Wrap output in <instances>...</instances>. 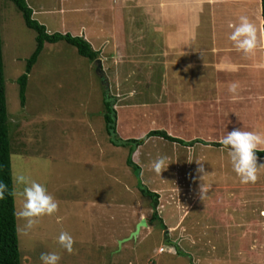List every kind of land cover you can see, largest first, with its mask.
<instances>
[{
  "label": "rangeland",
  "instance_id": "obj_1",
  "mask_svg": "<svg viewBox=\"0 0 264 264\" xmlns=\"http://www.w3.org/2000/svg\"><path fill=\"white\" fill-rule=\"evenodd\" d=\"M74 1L38 0L47 11L39 18L53 32L78 35L80 28L92 24L86 23L87 16L90 20L101 10L98 4ZM186 6L185 2L177 5L172 24H188L196 30L192 42L204 60L199 91L179 80L165 82L163 37L149 32V25H158L149 22L146 14L135 13L138 19L132 20L133 5H124L123 20L111 22L108 15L100 22L113 39L108 51L100 50L105 79L97 72L98 63L82 56L75 46L47 42L29 75L22 105L18 79L37 46V32L27 26L12 0H0L22 264H41L40 255L46 252L59 254L60 264H264V168L256 182L244 184L223 147L150 138L135 152L134 160L141 166L142 183L160 195L158 213L164 229L153 219L152 199L141 192L137 174L127 164L129 148L113 145L106 129L105 99L113 95L117 132L125 139L141 138L155 129L186 141L207 142L220 141L235 128L264 132V109L259 108L263 98L244 100L247 83L254 92L263 93L259 86L255 88L254 78L261 73L254 65L261 62L263 52L245 55L228 39L229 24L241 15L262 36L261 1L201 0L188 16L180 12ZM138 7L136 11L142 12L144 7ZM153 38L159 39L157 44L149 42ZM214 46L218 51H213ZM117 50L121 58L113 57ZM224 53L233 56L234 64L247 62L252 69L217 71L215 58ZM178 56L173 52L166 59L178 65ZM215 78L219 88L212 84ZM232 82L241 86L234 100L228 98ZM210 88L224 95L220 114L212 108ZM160 155H167L172 163L162 176L151 170V162ZM188 157L203 162L208 173L204 199L199 166L188 163ZM258 164L264 161L258 158ZM19 174L45 184L59 203L55 215L42 217L31 230L18 215L24 204L23 185L15 181ZM143 218L149 226L142 227L137 238L124 241ZM62 231L76 241L72 253L58 243Z\"/></svg>",
  "mask_w": 264,
  "mask_h": 264
},
{
  "label": "trees",
  "instance_id": "obj_2",
  "mask_svg": "<svg viewBox=\"0 0 264 264\" xmlns=\"http://www.w3.org/2000/svg\"><path fill=\"white\" fill-rule=\"evenodd\" d=\"M22 12L27 26L37 32V46L27 61L26 72L22 74L18 82L20 84V98L22 105L26 103V91L28 86L29 75L37 63L42 51L47 42L56 43L66 41L75 46L79 53L96 61L100 54V50H96L91 42L84 36L73 35L71 33H50L46 25L34 18V11L28 4L27 0H12ZM262 17L264 20V0H262ZM264 31V24H263ZM116 96L107 95L105 99L106 112L104 114L106 129L110 136V142L118 147H128L129 154L127 164L132 167L137 174L139 188L141 192L152 199L153 219L159 220L160 226L166 229V224L158 213L160 195L147 188L141 179V166L134 160V154L138 148L144 145L152 137H160L167 141L179 143L185 146H193L196 143L202 142L210 145L222 147L219 141L207 142L202 139L186 141L179 137L170 135L165 130H151L141 138H122L117 132V111L113 99ZM12 138L9 122V112L7 107L6 96V79L3 59V40L1 36V17H0V184L6 186L3 197L0 198V264H22V257L19 245V233L17 222V210L15 201V189L12 169ZM258 157H264V152H258ZM183 254L181 250L178 251Z\"/></svg>",
  "mask_w": 264,
  "mask_h": 264
},
{
  "label": "crops",
  "instance_id": "obj_3",
  "mask_svg": "<svg viewBox=\"0 0 264 264\" xmlns=\"http://www.w3.org/2000/svg\"><path fill=\"white\" fill-rule=\"evenodd\" d=\"M66 1H70V0H64V2ZM76 1L77 0H75L74 3ZM260 1H261L260 12H261V19H262V33L261 34L262 36H264V31H263L264 20L262 17V0ZM27 2L34 11V18H36L42 24L46 25L45 24L46 20L39 18V15L42 16L46 14L47 11L44 10L43 8L42 9L40 8L39 4H37L38 0H27ZM183 2L187 3V6L186 8H182L180 12L181 13L184 12L185 16H188L189 14H191L192 11H195L197 9L196 5L199 2L201 3V0H180V1L179 0H99V1L84 0V2H82L83 4H87V5L98 4L99 5L98 7L100 8L101 11H100V14L97 13V16L93 17L90 15L91 17L90 20L87 14L85 13V15L88 18V21L86 23L89 25L91 24L90 22H92V24L89 27L80 28V32L78 35L80 36L82 35L87 40H89L96 50H101L103 49V47H106L107 48L106 51H108L109 48L113 45L112 44L113 39L111 38L112 33H109L107 28L105 29V25L101 24L100 22L103 19H107L108 15H109L108 20L111 22H116L118 19L123 20L124 19V5H133V7L130 9L131 11L129 10V12L133 14L132 20L138 19V16L135 13H139V15H142V16L146 14V19L149 22L152 21L158 25L155 27L157 29H155L154 27H150L151 25H149V32L152 31L153 32L152 35L154 37H163V40L161 41V43H163L161 51H163L164 57H165L164 64H163V68L165 69V71L163 72L165 82L167 83L176 82L179 80V83H181L182 85L184 83L186 86L190 87V89L194 88L197 91H199L200 87H197V86L202 85L204 75L201 73V70L202 68H204V60L200 55L201 50L196 49L198 48L197 45H194L192 42L196 38V30L194 28H190L188 24L185 27H182V26L178 27L172 24L173 17L176 14L175 13L176 7L177 5H179V3L182 4ZM110 5L111 7H109ZM138 6L144 7L142 12L136 11L139 8ZM108 7L112 14H110L109 11H107ZM80 11L82 12V10ZM92 18L95 19L96 21L93 22ZM107 22L108 21H106V23ZM46 27L50 33H55L47 25ZM158 41L159 39L157 38H153L149 40L151 44H157ZM212 48H213V51H218V48H215V46ZM256 50H261L263 52V57L261 58V62L254 65L255 69L256 70L260 69V72H261L259 73V75L254 76V78L257 81L255 83V88L256 86H259L260 89L263 90V93L254 92L252 84L247 83V95H246V98L244 99L247 102L259 101L261 100V98H263L262 100H264V86H263L264 85V40H261V45ZM173 52L179 53V56L177 58L178 60H175L177 61L178 65H174L172 63L173 62L172 60L166 59V57H168L169 54ZM186 55H189L190 57L187 58L185 57ZM113 57L121 58L122 55H119V51L117 50L115 51V54H113ZM224 64L225 66L222 67ZM207 65H213V64L207 63ZM214 65H216L215 67L217 71L218 70L226 71L229 74L233 72H238L237 70L243 67L248 68L249 71L252 69L250 68L251 64L247 62L241 63L237 61L234 64L233 56H231L229 53H224L222 57L219 56V58H215ZM231 66H235L234 70ZM177 67H178V70L176 69ZM246 76L248 77V75ZM207 79H208V83L212 82L211 78H210L211 80L209 78ZM214 80H216V78ZM214 83H215V87L219 88L220 85L217 84L218 81L216 80L212 84ZM210 91H211L210 93H211V100H212V108L214 110L218 109L219 114H220L221 113L220 111L223 108L221 103L224 100L223 98L224 95L222 93L219 94V92L217 91H213V88L212 89L210 88ZM228 98L234 100L233 96L231 95H229ZM259 103H260L259 108L264 109V105H262L261 102ZM258 158L264 161V157H258Z\"/></svg>",
  "mask_w": 264,
  "mask_h": 264
},
{
  "label": "clouds",
  "instance_id": "obj_4",
  "mask_svg": "<svg viewBox=\"0 0 264 264\" xmlns=\"http://www.w3.org/2000/svg\"><path fill=\"white\" fill-rule=\"evenodd\" d=\"M232 29L228 39L237 52L245 55H253L261 45L264 36H258L257 26L246 16L241 15L238 22L230 23ZM234 70L235 66H231ZM239 82H232L228 86V91L233 99L237 98L240 90ZM219 143L227 150L233 171L240 178L241 183H254L259 178V170L264 168V164H258V152H264V132L246 131L242 128H235L228 131L220 138ZM188 163L195 162L199 167L197 172L201 173L198 178L202 181L200 184V196L204 199L207 186L205 178L208 173L205 171L204 163L199 159L187 158ZM170 158L167 155H160L151 162V170L162 176V173L169 167ZM19 185H23L21 192L24 198L22 210L18 215L26 222V230L33 229L44 216H53L59 211V203L56 197L49 191L47 186L30 177L19 174L15 177ZM6 186L0 184V198L3 197ZM59 245L72 253L76 243L74 237L67 231L60 232L58 236ZM41 264H60L61 256L55 252L41 253Z\"/></svg>",
  "mask_w": 264,
  "mask_h": 264
},
{
  "label": "water",
  "instance_id": "obj_5",
  "mask_svg": "<svg viewBox=\"0 0 264 264\" xmlns=\"http://www.w3.org/2000/svg\"><path fill=\"white\" fill-rule=\"evenodd\" d=\"M96 62L98 63L97 72L100 73V75L102 76L103 79H105V72H104V69H103V66H102L101 59L98 58L96 60ZM148 226H149V224H148L147 219L146 218H143L138 223L136 229L131 233V235L128 238H125L124 241H128L130 239L137 238L139 236V234L141 233L142 227H148Z\"/></svg>",
  "mask_w": 264,
  "mask_h": 264
},
{
  "label": "built area",
  "instance_id": "obj_6",
  "mask_svg": "<svg viewBox=\"0 0 264 264\" xmlns=\"http://www.w3.org/2000/svg\"><path fill=\"white\" fill-rule=\"evenodd\" d=\"M165 250L164 248L162 249V251Z\"/></svg>",
  "mask_w": 264,
  "mask_h": 264
}]
</instances>
